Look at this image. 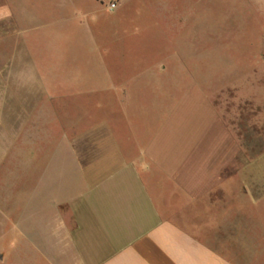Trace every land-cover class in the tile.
<instances>
[{
    "label": "rangeland",
    "instance_id": "obj_1",
    "mask_svg": "<svg viewBox=\"0 0 264 264\" xmlns=\"http://www.w3.org/2000/svg\"><path fill=\"white\" fill-rule=\"evenodd\" d=\"M50 120L100 127L130 154L138 132L197 191L223 170L225 185L240 171L264 184V0H0L3 212L26 138ZM8 233L7 220L0 251Z\"/></svg>",
    "mask_w": 264,
    "mask_h": 264
},
{
    "label": "crops",
    "instance_id": "obj_2",
    "mask_svg": "<svg viewBox=\"0 0 264 264\" xmlns=\"http://www.w3.org/2000/svg\"><path fill=\"white\" fill-rule=\"evenodd\" d=\"M41 124V136L26 138L33 147L12 175L8 210L0 208L9 222L0 264H264L256 172L240 171L232 192L223 170L197 191L180 178L185 161L165 172L138 132L130 154L100 127L67 135L59 122Z\"/></svg>",
    "mask_w": 264,
    "mask_h": 264
},
{
    "label": "built area",
    "instance_id": "obj_3",
    "mask_svg": "<svg viewBox=\"0 0 264 264\" xmlns=\"http://www.w3.org/2000/svg\"><path fill=\"white\" fill-rule=\"evenodd\" d=\"M114 7H115V4H114V3L111 4V6H110V10H112Z\"/></svg>",
    "mask_w": 264,
    "mask_h": 264
}]
</instances>
